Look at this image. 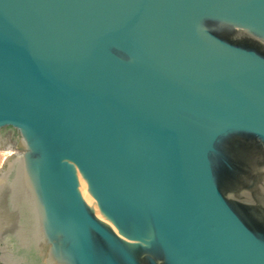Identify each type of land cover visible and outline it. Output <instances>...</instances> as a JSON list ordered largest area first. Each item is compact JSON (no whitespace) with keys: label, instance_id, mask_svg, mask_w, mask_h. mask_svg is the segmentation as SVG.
I'll list each match as a JSON object with an SVG mask.
<instances>
[{"label":"water","instance_id":"95a60500","mask_svg":"<svg viewBox=\"0 0 264 264\" xmlns=\"http://www.w3.org/2000/svg\"><path fill=\"white\" fill-rule=\"evenodd\" d=\"M0 264H264V0H0Z\"/></svg>","mask_w":264,"mask_h":264},{"label":"rangeland","instance_id":"374dc122","mask_svg":"<svg viewBox=\"0 0 264 264\" xmlns=\"http://www.w3.org/2000/svg\"><path fill=\"white\" fill-rule=\"evenodd\" d=\"M14 150L11 149H0V167L3 162V159L5 158L6 155H10Z\"/></svg>","mask_w":264,"mask_h":264}]
</instances>
